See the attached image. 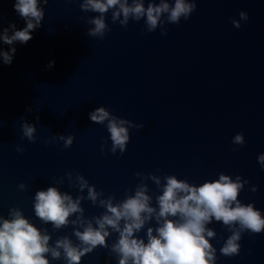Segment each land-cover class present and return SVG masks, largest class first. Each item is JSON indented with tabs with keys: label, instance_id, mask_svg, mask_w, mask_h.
<instances>
[{
	"label": "water",
	"instance_id": "95a60500",
	"mask_svg": "<svg viewBox=\"0 0 264 264\" xmlns=\"http://www.w3.org/2000/svg\"><path fill=\"white\" fill-rule=\"evenodd\" d=\"M14 2L0 0V32L9 23L16 30L26 26ZM82 2L40 0L44 18L33 39L11 45L0 40V52L13 56L11 65L0 56V216L10 218L9 210L18 208L42 233L47 230L50 247L64 237L76 246L74 230L83 227L71 221L81 213L54 229L35 216L37 191L56 187L74 200L81 197L84 226L91 221L95 227L94 217L106 211L101 199L114 196L115 205L141 183L156 207L162 188L149 173L161 184L165 175H175L196 185L223 173L249 181L238 199L264 218V168L257 159L264 154V0H197L187 21L164 25L166 35L160 27L143 30V19L130 20L127 27L113 23L110 10L105 22L111 30L103 40L88 35L94 26L87 21L98 13L82 11ZM241 11L248 13L247 21L240 19ZM101 107L110 118L128 122L123 154L111 151L108 120L90 119ZM25 124L35 129L33 141L23 135ZM238 133L243 146L232 143ZM77 175L103 193L95 204L87 199V188L80 190ZM148 226L155 227V221L140 236ZM206 227L216 233L209 238L214 264H264V232H242L239 254L225 257L220 248L231 232L215 220ZM117 237L112 232L107 244ZM60 251L59 259L48 254L49 264H67ZM80 264H118V257L98 246Z\"/></svg>",
	"mask_w": 264,
	"mask_h": 264
},
{
	"label": "clouds",
	"instance_id": "9594fccd",
	"mask_svg": "<svg viewBox=\"0 0 264 264\" xmlns=\"http://www.w3.org/2000/svg\"><path fill=\"white\" fill-rule=\"evenodd\" d=\"M48 0H43L47 4ZM40 0H15L14 11L25 21L26 26L16 30L15 23H9L7 28H2L0 40L11 45L14 41L26 44L33 39L32 32L41 26L44 18V10L39 7ZM83 0L80 8L84 12L98 13L87 23L93 25L88 35L105 37V32L111 29L106 26V14L111 10V20L127 27L130 20L144 21V29L154 32L158 27L162 29L161 35H166L165 24H179L183 18L187 21L197 9V0ZM240 19L247 21L248 13L241 11ZM236 28L241 25L235 19L232 20ZM9 28L13 29L11 35ZM15 49H12V53ZM5 65H11L13 56L8 52H0ZM55 65L50 61L49 67ZM90 119L93 122L106 125L112 142V153L117 148L120 153L125 152V146L129 142L128 123L124 119L117 120L109 117V112L103 107L91 112ZM35 129L25 124L23 135L33 141ZM69 138L64 147L71 146ZM232 143L243 146L245 140L242 134H236ZM103 152V148L101 149ZM258 162L264 168V154L258 156ZM160 171V169H157ZM137 177L142 173L137 172ZM148 179L162 188V192L155 196L156 207L151 206L153 197L148 194V186L139 184L134 194L117 204H113L114 196L101 199L100 206L106 211L99 217H94L95 227L91 221L81 218L83 209L80 207L81 197L75 200L67 193H62L56 187H48L47 190H39L34 197V213L44 224H51L54 229L66 227L69 217L75 213H81L77 219L72 220L73 225L80 224L83 231L74 230V235L80 242L74 246L67 237L58 239L55 247L49 246L50 236L45 229H41L30 223L18 208L9 210V217L0 216V264H49L48 254L52 259H59L61 251L67 264H80L81 257L91 253L98 246L107 248L118 257V264H214L216 249L209 243L216 233L206 227L213 220L222 223L231 235L220 248V253L225 257L239 254L242 232L259 234L264 232V218L253 204H242L238 196L244 188L245 180L241 183L237 175L235 181L226 174L220 173L218 179L205 181L200 185L189 183L185 179H178L175 175H165L164 183L161 178L151 173ZM80 190H88L87 199L96 203L98 193L94 187L89 186L83 176L77 175ZM24 184L18 186L24 189ZM128 191V190H126ZM252 192L257 191L253 185ZM155 221V227L148 226L144 236L139 233L146 224ZM123 222V225H121ZM111 230V232L109 231ZM117 233L118 237L110 246L106 237L111 233Z\"/></svg>",
	"mask_w": 264,
	"mask_h": 264
}]
</instances>
